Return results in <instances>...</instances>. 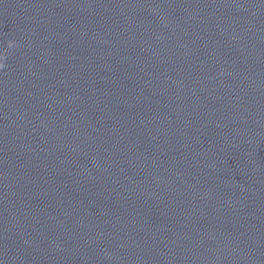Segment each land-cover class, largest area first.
Returning <instances> with one entry per match:
<instances>
[{"label": "clouds", "instance_id": "clouds-1", "mask_svg": "<svg viewBox=\"0 0 264 264\" xmlns=\"http://www.w3.org/2000/svg\"><path fill=\"white\" fill-rule=\"evenodd\" d=\"M14 44H15L14 41H9V42H8V48L11 49L12 47H14ZM3 59H4V58H3L2 56H0V69H2V68L5 67L4 63L2 62Z\"/></svg>", "mask_w": 264, "mask_h": 264}]
</instances>
